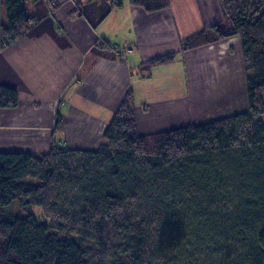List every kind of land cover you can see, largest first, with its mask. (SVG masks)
Wrapping results in <instances>:
<instances>
[{
	"label": "trees",
	"instance_id": "trees-1",
	"mask_svg": "<svg viewBox=\"0 0 264 264\" xmlns=\"http://www.w3.org/2000/svg\"><path fill=\"white\" fill-rule=\"evenodd\" d=\"M25 1L0 0V45L35 21ZM217 2L213 34H191L180 50L237 37L247 108L140 133L128 90L95 148L0 151V264H264V0ZM128 3L155 13L169 0ZM176 53L140 62L138 75ZM16 99L0 85V106Z\"/></svg>",
	"mask_w": 264,
	"mask_h": 264
},
{
	"label": "crops",
	"instance_id": "crops-1",
	"mask_svg": "<svg viewBox=\"0 0 264 264\" xmlns=\"http://www.w3.org/2000/svg\"><path fill=\"white\" fill-rule=\"evenodd\" d=\"M119 1L121 5L113 7L103 0L25 1L35 21L19 37L0 45V85L14 86L17 92L14 106H0V151L40 155L51 142L95 148L128 90L146 91L169 67H154L142 78L137 65L172 51L177 52L174 60L186 64V94L152 93L134 99L140 133L201 123L247 108L244 79L236 72L242 60L237 37L180 50L183 38L223 19L217 0H169L168 9L155 13ZM113 35L118 41L110 48L97 46ZM202 85L212 97L205 111ZM232 87L239 90L238 99L242 97L235 107L229 105ZM218 105L222 110L229 105L227 114L212 116L211 111L208 116Z\"/></svg>",
	"mask_w": 264,
	"mask_h": 264
},
{
	"label": "rangeland",
	"instance_id": "rangeland-1",
	"mask_svg": "<svg viewBox=\"0 0 264 264\" xmlns=\"http://www.w3.org/2000/svg\"><path fill=\"white\" fill-rule=\"evenodd\" d=\"M124 2H126V1H124ZM170 5L171 4L169 2L168 7ZM168 7L166 9H168ZM28 11L30 12L29 8H28ZM1 12H3V10L1 11V5H0V21H2ZM222 25L224 26V28H228L229 22L227 20H225L222 22ZM111 32H112V30H111ZM206 34L208 36H211L213 34V32L211 30H206ZM104 35H108V33H105ZM113 36L114 37L105 36L101 40H105L108 42V44L112 45V43H117V41H118V36L117 35H113ZM166 65H169V67H167V69H164L162 72H160L161 74H159V76H157L156 79L153 82H151V84L149 85L151 87H149L146 91H144V89L142 91H139L136 89L135 93L132 95L133 99H135L136 102L139 99L145 98L146 94H152V93L155 97H157V96L167 97L168 95H169V97H171L172 94L177 95V96L186 94V90H187L186 89L187 88L186 82L187 81L185 78L186 64H185L184 60H173L172 62H170L169 64H166ZM236 72L238 74H240V76H242V78L244 79V87H245V77H244V69H243L242 60H241V67L240 68L237 67ZM196 76L202 77V78H208L209 75L206 73L205 74L204 73L203 74L197 73ZM210 86H211V84H210ZM202 88H203V92L206 94V96H204L202 98L203 100L201 102L202 108H204V111H205V109L208 105V102L212 100V97L207 95L208 92L205 91L206 86L202 85ZM231 90L234 94L231 97V101L233 103L229 104V105H232L233 107H235V105H237V104H239V102H241L242 97L240 99H238L241 94L237 88L232 87ZM145 92H150V93H145ZM245 95H246V99H247L246 87H245ZM185 98H186V100H188L189 94ZM215 98H218V96H216ZM229 105H227V106H229ZM224 109L222 110V106L218 105L217 109L212 108V110H208L207 115L209 116V114H211L210 113L211 111H212V116L227 114ZM204 111L203 112L199 111V113H197V114L205 116L204 114H206V113H204ZM239 112H241V111H239ZM193 115H195V114H193ZM263 123H264V114H263ZM13 206H17V203L15 201L13 202ZM32 211L36 212V213H40V209L37 207H34L32 209Z\"/></svg>",
	"mask_w": 264,
	"mask_h": 264
}]
</instances>
